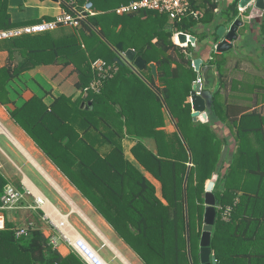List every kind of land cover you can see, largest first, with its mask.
<instances>
[{"label":"trees","instance_id":"16d2710c","mask_svg":"<svg viewBox=\"0 0 264 264\" xmlns=\"http://www.w3.org/2000/svg\"><path fill=\"white\" fill-rule=\"evenodd\" d=\"M130 1L93 0L99 13L73 31L61 35L48 31L4 41L8 59L0 67V104H14L9 110L13 120L147 264H191L187 217L193 263L200 264L204 195L215 173L217 217L211 247L217 264H264V113L231 103L222 94L227 86L228 52H216L210 58L214 42L210 47L203 42L208 33L200 35L196 47H182L173 41L174 28L186 31L196 20L171 24L167 14L157 11L115 13L114 8ZM7 2L0 0V28L16 25ZM202 3L208 4L202 22L213 23L216 3ZM237 4L238 0H233L222 10L228 21L237 16ZM257 25L264 35V15ZM119 42L124 51L134 48L146 60L141 75L115 61L117 52L112 46ZM17 56L21 59L16 62ZM197 57L204 59L201 66L215 65L218 75L215 89L203 91L207 122L194 121L192 116L191 91L200 74L193 64ZM98 58L116 64L118 69L95 92L89 88L96 77L91 64ZM152 62L157 64L159 84L149 66ZM56 63L75 66L79 95L63 94L47 104L34 94L17 105L10 94L18 91L10 82L39 65ZM258 87L264 88V84H254L251 90L257 92ZM84 101L91 105L83 107ZM166 113L172 131L165 129ZM124 128L140 138L132 153L160 182V197L155 186L126 158ZM145 137L155 141L156 151L143 143ZM104 145L110 147L108 152L101 150ZM188 169L186 216L184 182ZM6 183L0 175V197ZM98 194L100 198H96ZM227 206L232 211L224 219ZM113 209L126 215H114ZM119 220L125 231L118 226ZM55 262L84 264L75 253L63 257L49 246L38 228L21 238L16 237L10 221L0 230V264Z\"/></svg>","mask_w":264,"mask_h":264},{"label":"crops","instance_id":"0c3cea01","mask_svg":"<svg viewBox=\"0 0 264 264\" xmlns=\"http://www.w3.org/2000/svg\"><path fill=\"white\" fill-rule=\"evenodd\" d=\"M201 1L202 0H198L194 4L196 7L202 8L206 11L208 4H203V3L201 4ZM232 1L233 0H222V5H221L222 10ZM7 7H8V12L11 16V21L16 24L15 26L35 23L42 20L54 19L59 14L61 9V5L58 3L57 0H8ZM261 11L262 10H260V13ZM214 14H215V21L213 23L203 24L194 33V35L198 38V40L202 33H208V36H206L205 39H203V42H205L207 47H210L212 42L215 41V40L213 41L212 38L217 36L216 31L221 25H225L230 28V24L232 23V21H228L223 16L222 11L220 13L214 12ZM259 14H256L257 16L253 19L243 20L244 25L241 27H244L245 23L249 22V28L247 30L245 29L244 33H240L239 30L241 27H239L238 33L240 35V38L233 44L231 48L233 49L235 47V49L233 50H236L234 53L237 54V51H239L240 48L239 40L242 39L244 43L246 42L245 48H240L241 50L239 55L241 57L240 58L241 64L244 65V67H241V69L243 70L249 69L248 63L250 64V61L254 59L250 57L252 55H255V53H257L256 52L257 47L256 46L255 48L251 47L253 43L250 41L251 44H249V42H247V37L248 39L252 38L253 39L252 41H254L255 36L261 30L260 26H258L257 23L259 22V19L263 17L264 14L262 16H260ZM254 19H258V20L255 21ZM170 23H172V21H170ZM219 40L221 39L218 38L217 41ZM230 50L226 51V53L227 52L229 53ZM122 53L124 54V50L122 51ZM234 53L228 55L225 54V55L230 56V55H234ZM7 59H8V51L5 49L4 44L3 45L0 44V67H3L6 64ZM257 64H259L258 61L256 62V65ZM132 69L134 70V68ZM156 71H157V79L155 80L157 84H159L157 68ZM78 79H79L78 72L76 71L75 66L73 64L70 65H63L59 63L42 64L35 67L34 69L23 72L19 77L12 80L9 86H11L12 89H16L18 93L16 94L11 93L10 95L12 99L16 100L17 105L22 104L25 100H27L34 94L38 96H42L47 104H51L54 101L55 97H58L63 94L67 96H71V95L78 96L80 93V90L76 86ZM258 81L259 80H257V82ZM64 83L66 84V88L63 86ZM45 84L48 87H46ZM71 86H72V90H70ZM88 105H91L90 101L89 102L84 101L82 103L83 107ZM0 106H2L5 110L2 111L3 108L0 109L1 119L8 121L9 124L13 127L15 132L14 134L11 133L7 128V126H5L3 121H1L0 119V133H5L11 139L14 145L18 148L19 152H21V154L25 156L27 162L32 163L35 166V169L42 176L46 178V180L54 187V189H56V191L59 193L61 197L60 202L63 207L62 209L56 206L54 203H52L16 163L14 164L23 173V177H21L20 179L18 178L11 179V177H9L2 170L3 166L0 163V175L7 180L5 186L11 183L23 191H25V189L28 188L33 192V193L31 192V194H27L25 204L34 203L35 201V205H36L37 195L42 196L46 199V203L43 204V206L38 205L35 209L24 206L21 209L14 210L16 212L26 210V211H33V213H35V220L33 219L29 220L25 226L33 224V227L40 229V231L43 233V235L47 240L49 239V236L53 234H58L60 236V234L62 233L61 229L64 228L65 230H68V232L71 235H75V236L79 235L84 237L99 253H100L99 249L108 248L113 254V257L123 264H147L144 261V259L132 248V246L119 234V232L107 221L103 213L99 211L98 208L79 189H77L73 185V183L68 179V177L50 160V158L29 137V135L13 120V118L9 114V110L13 109L14 104L9 103L5 106L0 104ZM165 124H166L165 126L166 130L168 131L173 130V125L169 123V118L167 116V113L165 114ZM124 132H125V136L123 138L122 144L126 158L131 162V164L135 168H137L148 179L150 183H152L155 186L156 194L157 196L160 197L161 196L160 182L156 178H154L151 175V173H149L137 161V159L134 157L132 153V147L137 143L138 140H140V138H137L136 136H132L129 133H127L126 128H124ZM142 141L143 143L146 144V146L149 149L156 151L157 149L156 144L152 138L145 137L144 139H142ZM101 150L103 152H108L110 150V147L104 145L101 146ZM39 160H41V162ZM15 180L20 181L19 185H16L14 183ZM100 197L101 195L98 194L96 198H100ZM112 212L114 215H119L122 217L123 215H126V212L124 211H117L116 213L115 209H113ZM72 217H75L74 222L71 221ZM57 220L58 221L62 220V222L64 223L60 228H58V226L56 225ZM9 221L14 224V231L16 228L23 226V225H17L19 222L18 217L13 216V214L11 216H8V222ZM117 224L118 226L122 227L124 231L126 230L125 225L122 224L120 220L117 221ZM81 226L83 227L85 226L87 228V232H88L87 236L84 235L82 232H80L79 227ZM90 230L94 234L91 233ZM113 239H115V243L113 242ZM48 244L49 246L52 247V245L49 243V240H48ZM55 250H57L63 257H66L70 253H73L70 250V247L65 242H61L59 248ZM131 259L133 261H131ZM80 260L84 263V261L81 258Z\"/></svg>","mask_w":264,"mask_h":264},{"label":"built area","instance_id":"2783aa9c","mask_svg":"<svg viewBox=\"0 0 264 264\" xmlns=\"http://www.w3.org/2000/svg\"><path fill=\"white\" fill-rule=\"evenodd\" d=\"M57 1L61 5V9L59 14L54 19L42 20L39 22L13 26L10 28H0V44L3 41L17 38L23 35H35L48 31H54L60 27H80L83 21H87L90 16H94L99 13L94 5L93 0ZM213 1L216 3L214 12L220 13L222 11V0ZM256 1L257 0H250L245 6H242L240 4L241 0H238V14L235 19L239 18L241 20H245L255 18L257 15L252 12L247 15V9L250 6H253L255 9ZM145 10L157 11L161 14H167L172 23H183L187 21L189 22V20L191 19L196 20V24L193 25L191 29L184 31L174 28L173 31L175 39L174 42L177 45L182 47H187L189 46V44L194 47L197 46L198 38L194 35V33L200 26L204 24L201 19L204 17L205 10L196 7L192 0H132L128 3H123L114 8L115 13H117L118 15H125ZM263 14L264 9L259 15L262 16ZM228 30L229 27H227L226 32ZM180 33H185L187 35V42H180ZM191 36H194L196 38L195 42H192L190 40ZM220 41L221 40L214 41L213 45L211 46L210 58H212L213 53L217 52V45ZM91 67L96 72V77L91 81L89 88L95 92H99L104 79L106 77L113 76L114 72L118 69L116 64H110L106 60L101 58L94 60L91 64ZM85 91L87 92L88 88ZM31 192L32 191L28 188L23 191L11 183L5 186L3 194L0 198V230H5L7 228L8 216L5 214L6 211L18 210L23 208L24 206L35 209L38 205L43 206V204L46 203V199L44 197L37 195L36 205L35 201L34 203L25 204L26 196L27 194H31ZM231 211L232 207L227 206L225 211L223 212V218L228 219ZM62 224H64L62 220H57L56 225L58 226V228H60ZM33 228V224L18 227L15 229V235L17 238L26 237L29 235L30 231ZM61 232L62 233L60 234V236L58 234L49 236V243L54 249H58L61 242H65L70 247V250L78 255L85 264H109L84 237L79 235H71L68 230H65L64 228L61 229ZM53 264L58 263L55 262Z\"/></svg>","mask_w":264,"mask_h":264},{"label":"rangeland","instance_id":"374dc122","mask_svg":"<svg viewBox=\"0 0 264 264\" xmlns=\"http://www.w3.org/2000/svg\"><path fill=\"white\" fill-rule=\"evenodd\" d=\"M256 11L257 10H254L253 6H250L247 9V15L250 14L251 12H254L255 14ZM248 28H249V22H246L245 26L241 27L239 32L244 33V30L245 29L247 30ZM74 29L75 28H71V27H62V28L57 29L56 31L54 30L55 31L54 33L56 35H61L66 32L73 31ZM261 32L262 30H260L257 33V35L254 38V41H252L253 40L252 38L248 39L247 37V42H249V44H251L250 41L253 43L251 47L253 48H255V46L257 47V51H256L257 53L254 52L255 55H252L253 57L252 56L250 57L254 59L250 61V64L248 63L249 65L248 70L241 69V67H244V65L241 64V61H240L241 57L239 56L240 50H241L240 48H245L246 42L244 43L242 39L239 40L240 48H239V51H237V54L234 53L236 50H233L235 49V47L231 49L229 53H227V55L233 54V53L234 55L227 56V64L225 67V77H224V81L227 84V86L226 88H223L221 91H222V94L225 97H227L231 103L237 104L239 106L248 107L249 110L256 108L258 111H261L262 113H264V88L263 87L257 88V92H259V96L257 97L258 101L256 98L257 92L255 90H251L252 85L254 86V84H258V86L259 84H264L263 82L264 81V70H263V67H264V53H263L264 39L263 38H264V35ZM212 40L213 41L216 40V37L212 38ZM173 41H175L174 34H173ZM235 42H233V44ZM1 44L3 45L4 41ZM20 59L21 58L17 56L16 62L19 61ZM257 61L259 63L257 64L258 66L256 65ZM257 80L259 81L257 82ZM45 86L48 87L46 84ZM63 86L66 88L65 83ZM70 90H72V86ZM190 101H191V97H190ZM2 108L3 107L0 106V109ZM2 111H5L4 108L2 109ZM1 121H3V123L5 124V126H7V128L9 129L11 133L13 134L15 133L13 127L9 124L8 121H5L3 119H1ZM0 148L2 149V150L0 149V163L3 166L2 170L9 177H11V179L12 178L20 179L21 177H23V173L14 164L16 163L52 203H54L56 206H58L61 209L63 208L60 202L61 197L59 193L56 191V189H54V187L46 180V178L42 176L35 169V166L32 163L27 162V159L25 158V156H23V154L19 152L18 148L14 145V143L5 133H0ZM39 161L41 162V160ZM19 182H20L19 180L14 181L16 185H19ZM211 191L213 193V189ZM210 192L206 190L205 195H204L206 205L208 204L206 202V197L208 193ZM5 214L8 216H11L13 214V216L18 217L19 222L17 225L25 226L29 220L31 219L35 220V213H33V211L22 210L20 212H16L14 210H10V211H6ZM74 218L75 217L71 218L72 222L75 221ZM79 230L84 235L86 236L88 235L87 228L85 226L79 227ZM90 232L93 233L91 230ZM113 242L115 243V239H113ZM99 251L101 255L110 264H123L113 257V254L108 248L99 249ZM131 261L133 260L131 259Z\"/></svg>","mask_w":264,"mask_h":264},{"label":"water","instance_id":"95a60500","mask_svg":"<svg viewBox=\"0 0 264 264\" xmlns=\"http://www.w3.org/2000/svg\"><path fill=\"white\" fill-rule=\"evenodd\" d=\"M250 0H241L240 4L245 6ZM255 7L257 10L255 14H259L260 10L264 9V0H257L255 3ZM244 25V21L237 18L233 21L230 25L229 30H227V26L221 25L216 34L221 41L217 45V52L223 53L230 50L233 46V42L237 41L240 38L238 33L239 27ZM179 40L181 43L187 42V35L185 33L179 34ZM192 42L196 41L194 36L190 37ZM115 51L117 52V57L115 61L119 64H128L134 70L141 75V71H143L146 67V60L141 56L137 55V51L134 48H129L123 51V43L119 42L116 46H112ZM203 58L197 57L194 60V67L195 70L198 71L199 80L193 84V89L191 91V103H192V116L194 121L201 120L203 122L208 121V112H207V97L203 93V91H211L215 89L218 83V75L216 71L215 65H203ZM149 66L152 68V73L155 78H157V71H156V64L150 63ZM170 114V112L168 111ZM181 135V133H180ZM183 141L184 138L181 135ZM190 159H191V152ZM192 165V164H190ZM189 175V169L186 174L185 182H184V189H185V201H186V216H187V194H186V184ZM218 178V174L215 173L211 180L207 182L206 190L211 191L215 182ZM206 202L208 203L205 208L204 212V225L203 230L200 238V264H217V258L213 254L212 247H211V239H212V232L215 226L216 217H217V209H216V199L214 193L212 191L208 193L206 197ZM187 241H188V255L193 263L192 255H191V246H190V232H189V221L187 217Z\"/></svg>","mask_w":264,"mask_h":264}]
</instances>
